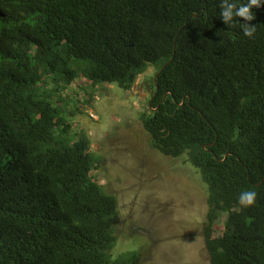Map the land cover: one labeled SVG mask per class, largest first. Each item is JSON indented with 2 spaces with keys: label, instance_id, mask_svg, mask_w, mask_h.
I'll return each mask as SVG.
<instances>
[{
  "label": "trees",
  "instance_id": "trees-1",
  "mask_svg": "<svg viewBox=\"0 0 264 264\" xmlns=\"http://www.w3.org/2000/svg\"><path fill=\"white\" fill-rule=\"evenodd\" d=\"M151 66L142 126L207 185L210 264H264V0H0V264H143L111 253L118 199L74 130L95 100L69 88Z\"/></svg>",
  "mask_w": 264,
  "mask_h": 264
},
{
  "label": "rangeland",
  "instance_id": "rangeland-1",
  "mask_svg": "<svg viewBox=\"0 0 264 264\" xmlns=\"http://www.w3.org/2000/svg\"><path fill=\"white\" fill-rule=\"evenodd\" d=\"M155 77L151 66L131 90L114 82L75 80L69 88L73 100L95 102L81 108L74 130L88 134L103 159L99 179L118 199L122 222L113 256L140 251L143 264H210L201 235L209 209L207 185L192 164L153 149L142 126ZM222 221L221 216L219 229Z\"/></svg>",
  "mask_w": 264,
  "mask_h": 264
},
{
  "label": "flooded vegetation",
  "instance_id": "flooded-vegetation-1",
  "mask_svg": "<svg viewBox=\"0 0 264 264\" xmlns=\"http://www.w3.org/2000/svg\"><path fill=\"white\" fill-rule=\"evenodd\" d=\"M152 99V98H151ZM151 102H152V100H151Z\"/></svg>",
  "mask_w": 264,
  "mask_h": 264
},
{
  "label": "water",
  "instance_id": "water-1",
  "mask_svg": "<svg viewBox=\"0 0 264 264\" xmlns=\"http://www.w3.org/2000/svg\"><path fill=\"white\" fill-rule=\"evenodd\" d=\"M156 78H157V76H156ZM156 78H155V79H156Z\"/></svg>",
  "mask_w": 264,
  "mask_h": 264
},
{
  "label": "built area",
  "instance_id": "built-area-1",
  "mask_svg": "<svg viewBox=\"0 0 264 264\" xmlns=\"http://www.w3.org/2000/svg\"><path fill=\"white\" fill-rule=\"evenodd\" d=\"M94 116V115H93Z\"/></svg>",
  "mask_w": 264,
  "mask_h": 264
}]
</instances>
